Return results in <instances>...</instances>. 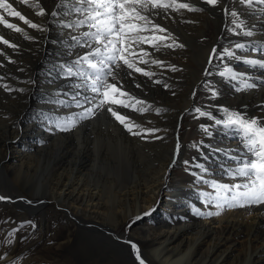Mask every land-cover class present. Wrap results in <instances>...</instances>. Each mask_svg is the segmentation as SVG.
I'll return each instance as SVG.
<instances>
[{
	"label": "bare ground",
	"instance_id": "6f19581e",
	"mask_svg": "<svg viewBox=\"0 0 264 264\" xmlns=\"http://www.w3.org/2000/svg\"><path fill=\"white\" fill-rule=\"evenodd\" d=\"M9 2L39 27L31 28L18 17L0 11L8 22L23 30L16 32L0 24V36L16 45L12 48L0 43V82L20 91L0 95V179L12 180L17 187L11 195L0 192L5 197L0 200V264H139L130 255L129 242L138 243L140 253L147 259L145 264H264V204L225 210L212 208V204L205 206L197 196L205 186L206 192L215 195L205 181L244 182L233 180L225 172L236 166L232 157L243 158L244 144L234 129L215 121L226 119L223 109H228L264 122V69L245 63L248 59L264 60V3L254 0L248 7L239 0H220L212 7L203 0H177L203 11L169 9L150 16L167 29L157 35L171 33L184 47L163 46L171 44V39L163 41L159 50L142 47L149 53L143 57L148 63H140L136 57V66L154 73L151 78L126 66L116 70L117 80L108 78L111 83L132 85L128 93L144 101L137 106L147 109L144 112L127 111L118 105L114 109L145 130L158 129L146 136L145 143L119 126L112 115L106 122L99 118L102 111L94 119L92 115L79 120L69 131L58 129L52 134L47 133L54 129L51 125L40 133L38 120L25 118L33 91L44 96H35L31 103L36 114L51 113L60 121L98 104L96 99L91 104L85 102L84 108L77 107L78 97L73 99L77 92H84L89 99L95 94L73 87L81 83L80 78L66 77L65 70H59L90 51L73 40L77 37L83 43L81 33L89 29L86 25L64 26L83 19L74 11L80 6L78 0H67V6L61 0H29V4L39 3L44 15H37L38 9L22 0ZM225 7L238 13L244 22L242 29L235 28ZM53 11L58 15L52 16ZM245 31L252 35H244ZM147 34L151 35L143 33ZM238 43L244 47L236 48ZM213 47L217 53L209 64ZM228 51L239 59L229 57ZM152 60L161 64H152ZM45 64L49 67L44 72ZM226 67L242 74L254 86L237 91L240 80L220 75ZM192 92L202 95L201 104L192 101ZM60 101L66 107L57 103ZM105 107H94V111ZM197 108L209 115L201 116ZM156 109H161L160 115ZM185 117L191 118L193 126L187 136L176 137L179 121ZM174 135L180 144L174 167L178 169L186 163L177 177L170 170L172 160L177 158ZM36 139H41L44 146L26 147L35 144ZM18 140L23 147L17 145ZM214 158L219 162L209 170ZM217 172L218 177L213 179ZM21 190L35 193L28 199ZM18 198L30 203L46 198L57 205L43 203L29 211ZM159 200V205L169 211V215L158 211L162 215L160 222L167 224L150 222L144 215L156 208ZM192 205L201 212L219 215L197 216L190 210ZM130 219L135 223L129 236H125L118 228ZM24 236L29 240L23 241ZM87 245L96 255L90 260L78 256V251ZM46 253L53 257L43 261L39 256ZM30 256L32 261H27Z\"/></svg>",
	"mask_w": 264,
	"mask_h": 264
},
{
	"label": "snow or ice",
	"instance_id": "6c2138e0",
	"mask_svg": "<svg viewBox=\"0 0 264 264\" xmlns=\"http://www.w3.org/2000/svg\"><path fill=\"white\" fill-rule=\"evenodd\" d=\"M22 2L38 9L37 15L45 14L44 8L39 3L29 4V0H22ZM61 2L67 6V0H61ZM239 2L251 7L254 0H239ZM259 2L264 3V0H259ZM78 3L80 6L75 7L74 11L82 16L83 19L65 24L64 26L68 28H79L86 25L89 31L81 33L84 42L81 43L77 37H73V40L80 47H87L90 51L65 67L66 77L75 76L80 78L81 83L74 84L73 87L91 91L95 94L92 99H89L87 96L84 97V102L90 104L93 100L98 99V104H95L94 107L118 105L125 108L131 107L135 111H146L147 109L143 107H136V105H143L144 101L135 100V97H132L128 92L122 90V85L117 87V84L109 82L108 78L111 77L113 81L117 80L116 70L122 66H126L128 69H132L135 72L142 73L151 78L154 73L146 72L136 66L135 58L138 56L140 63H148V61L143 59L144 56L149 55L141 47L143 44L159 50L163 41L171 39V44L163 46L169 48L184 47L183 44L176 42V39L171 33L157 35L156 33H166L167 29L155 23L150 18L151 15H158L159 12L166 13L169 9L172 11H179L180 9L203 11V9L196 8L190 3L177 2V0H78ZM203 3L216 7L220 4V0H203ZM57 7H60V5L58 4ZM0 9L9 16L18 17L24 24H27L31 28L39 27V25L32 23L25 15L21 14L9 0H0ZM224 11L226 15L230 14L233 17L232 23L236 29H242L244 27V22L239 20L236 11H230L227 7H225ZM51 15L55 17L58 13L53 11ZM0 24L16 32L23 31L16 24L8 22L3 15H0ZM229 31H233V29H229ZM149 32L151 35H143V33ZM244 35L251 36L252 32L245 31ZM0 43L8 47H16L15 44H11L3 36H0ZM235 47L243 48L244 45L238 43ZM137 49H139V52H137ZM216 53L217 49L213 47L208 58L209 64H211ZM227 55L239 59L231 51H228ZM151 63L159 65L161 61L152 60ZM245 63L264 69V60L248 59ZM172 70L175 71V67ZM205 74H208L207 69L205 70ZM220 75L232 80H240L241 87L237 88V91L254 86L251 83H247L242 74L233 72L231 68L226 67ZM156 83H159V81H156ZM165 87H168V85H165ZM212 94L215 96L216 92L213 91ZM78 96H80V92H77L73 99ZM124 97H127V100ZM131 100H135V104H129L128 101ZM76 106L83 107V104L80 100H76ZM94 107H88L79 114L64 118L57 124L58 129L61 131L71 130L79 120L94 115ZM107 111L132 135L141 136L142 133L150 135L158 131V129H143L141 125L129 120L125 115H122L111 106L107 108ZM160 111L161 109H156L157 113ZM195 111L201 116L209 115L202 112L199 108ZM223 111L226 114V119L223 121L216 120L215 123L223 124L225 128L234 129L240 136L246 149L243 158L232 157L236 161V166L234 168H227L225 172L233 180L241 178L244 182L226 184L218 183L215 180L205 181L214 190L215 195L209 192H203L201 193V197L203 198L205 206L214 203L216 208L264 204V122L257 118H246L244 115L238 112H230L228 109H223ZM134 129H138V131ZM156 138L160 139V137ZM178 150L179 143L177 144ZM199 167L204 171L202 166ZM3 199L5 197L0 196V200ZM150 211L144 213V215H150ZM193 213L205 216L219 215V212H201L195 207L193 208ZM137 219H140V217H137ZM129 243L139 264H145V260L142 258L138 246L135 243ZM0 259H3V257H0Z\"/></svg>",
	"mask_w": 264,
	"mask_h": 264
},
{
	"label": "rangeland",
	"instance_id": "374dc122",
	"mask_svg": "<svg viewBox=\"0 0 264 264\" xmlns=\"http://www.w3.org/2000/svg\"><path fill=\"white\" fill-rule=\"evenodd\" d=\"M0 11H3L2 9H0ZM148 35V34H147ZM184 42H186V43H188V44H192L193 42H190V41H186V40H184ZM141 47H146V48H149V46H147L146 44H143V45H141ZM202 48H204L203 46H202ZM137 52H139V49H137ZM142 55V54H141ZM139 57V56H138ZM67 63H65V64H63L61 67H60V69L59 70H65V68L64 67H66L67 65H66ZM47 67H49V65H47V64H45V66H44V72L46 71V68ZM59 68V67H58ZM43 69V68H42ZM41 69V70H42ZM37 74H39V73H36V76H37ZM148 77V76H147ZM2 80H4V79H2ZM36 80V79H35ZM3 83L4 82H0V95L2 96V95H8V96H10V95H12V94H16V93H18V94H20V91L19 90H17V89H14V87L13 88H9L10 86H8V85H6L7 87H5L4 85H3ZM123 86L122 87V90L123 91H125V92H128V91H131L132 90V88H133V86L132 85H129V84H127V83H123V82H121V83H118L117 84V87H120V86ZM59 90H61L62 88H58ZM166 89H167V87H166ZM5 90V91H4ZM9 91V92H8ZM10 91H11V93H10ZM205 91V90H204ZM7 94H6V93ZM5 93V94H4ZM30 101L28 102V107H27V111H25V113H26V117L25 118H29V119H32V118H36L37 120H38V124H39V126H40V133L44 130L45 132H46V129H48V125H51V127L52 128H54V129H51V131H48L47 133H49V134H52V132H55V130H58V127H57V124L60 122V120L57 118V116L56 117H53L52 115H50L51 113H39V114H36V112L33 110L34 108L31 106V103L32 102H34L36 99H35V96H37V97H43L44 98V96L43 95H38V94H36V91L34 92H32L30 95ZM56 96H58V95H56ZM63 96H65V93L63 94ZM201 94H196V92H192V94H191V99H192V101L194 100L195 101V103H196V105H199V104H201L200 103V101H201ZM193 97V98H192ZM126 97H124V99H125ZM46 100H48L49 102H52V101H50L49 100V98H45ZM58 99V98H57ZM59 100V99H58ZM125 100H127V98L125 99ZM56 101V100H55ZM129 102V104H135V103H132V100L131 101H128ZM57 103H59V105L61 106V105H64L65 106V104L63 103H61V101L60 102H57ZM51 104H53V103H51ZM63 106V107H64ZM106 107H109V106H111V107H113V108H115L116 109V106L115 105H105ZM138 105H136V107H137ZM62 107V108H63ZM66 107V106H65ZM103 108V109H97V110H95L94 111V115L92 116V118L94 119L96 116H97V114L98 113H100L101 111V114H100V116H99V118L100 117H103L104 118V120H105V122H106V118H108V119H111V114H109V112L107 111V108ZM121 107V106H120ZM122 108V107H121ZM129 109H132L131 107H128L127 108V111L129 110ZM105 110V111H104ZM132 111H134L133 109H132ZM105 113V114H104ZM157 115H160V113H157V112H155ZM107 114H109L108 116H107ZM125 114H128V113H125ZM132 115H133V113H132ZM134 115H137L136 113H134ZM130 116V115H129ZM132 118V117H131ZM190 119V120H189ZM119 126H122L117 120L115 121ZM48 123V124H47ZM191 123H192V125H191ZM190 124V125H189ZM193 126V122L191 121V118L190 117H185V118H182L180 121H179V124H178V128H177V130H176V137H181V136H183V135H186L187 136V134H188V131H189V128H191ZM224 126V125H223ZM20 129V128H19ZM231 129V128H230ZM122 130H124V128L122 127ZM43 135L45 134V133H42ZM144 135V136H143ZM142 136L143 137H141V136H134V137H138V138H142V139H144V141H145V143H148V142H146L147 141V139H146V136L147 135H149V134H143ZM174 139H176L175 138V135H174ZM177 140V139H176ZM20 140H18L17 141V145L19 146V147H23V144L22 143H20ZM175 143L176 144H178V140L177 141H175ZM174 143V148H173V150L175 151L174 152V154L175 153H177V158L176 159H173L172 160V166L170 167V170H171V174H175V176L177 177V175L179 176V174L181 175L182 173H183V171L181 170L180 171V169L182 168V169H184L185 170V168L186 167H184L185 165H186V163L185 162H183V165L181 166V168H178V169H176V167H174L175 166V164L177 163V159H178V156H179V154H180V151L178 150L177 151V145ZM39 146H44V144H43V142H42V140L41 139H36V141H35V144L32 142V146H30V145H26V147H29V148H34V147H39ZM179 148H180V144H179ZM109 150H110V148H109ZM108 150V151H109ZM185 152H187V151H185ZM112 153H114V151L112 152ZM217 157H220V155H217ZM224 160H226V157L225 158H223ZM184 161H185V159H184ZM219 161H218V159L217 158H214V159H212L211 161H210V167H207V168H209V170L211 169V168H214V166L218 163ZM146 165V168H148V166H149V168H150V165H149V163L147 164H145ZM180 172L179 174L177 173V172ZM173 174V175H174ZM217 175H219V173L217 172L216 173V175L215 176H212V178L214 179L215 177H218ZM171 177V176H170ZM174 177V176H173ZM240 179V182L242 181V179L241 178H239ZM239 179L238 178H236V180L237 181H239ZM2 180H4V181H2ZM0 182L2 183V184H0V192H2V194H6V195H11V194H13V193H15L16 192V190H17V187H15L14 186V182H12V180L10 181V180H8L7 178H2V179H0ZM32 186H33V183H32ZM207 186H205V187H203V188H201L200 189V191H197V196H198V200L199 201H201V202H203V198L201 197V193H203L206 189ZM4 188V189H3ZM9 188V189H8ZM208 188V187H207ZM204 190V191H203ZM22 191V193H23V195L26 197V198H28V199H30V197H31V194H33V193H35V192H33V191H23V190H21ZM207 191H211V190H207ZM13 192V193H12ZM206 192V191H205ZM30 194V195H29ZM162 198V194H160V199ZM18 200H19V202L20 203H22L24 206H26L27 208H29V209H31V210H29V211H32L33 209H37V208H40L41 206H42V204L44 203L45 204V206H47L50 202L52 203V204H54V205H57V204H55V203H53L51 200H48V199H46V198H44L43 199V201L41 202H31L30 203V201H24V200H21V199H19L18 198ZM9 201H13V202H18L17 201V199L16 198H14V200H12V198H10L9 199ZM36 203V204H35ZM160 204V200L157 202V204H156V208H153V210H151L150 211V215H147V219L150 221V222H158L159 221V223L160 224H167V223H161L160 221H161V218H162V215L160 216V213L158 212V211H160V210H163V212H165L167 215H169V211H167V209H166V207H162L161 205H159ZM35 206V207H34ZM39 206V207H38ZM212 208H216L215 206H214V203L212 204ZM31 207V208H30ZM34 207V208H33ZM195 206L194 205H192L191 207H190V210L193 212V208H194ZM43 208H44V205H43ZM196 208V207H195ZM228 208V210H233V207H231V208H229V207H227V206H225V207H223V208H217V209H227ZM201 211V210H200ZM159 214V215H158ZM197 216H200V215H197ZM167 219V218H166ZM168 222V221H167ZM134 223H135V220L134 219H130V220H126L125 222H123V224L118 228L119 229V232L120 233H123V234H125V236H129V234H130V231L132 230V228H133V226L132 225H134ZM160 224H158V226L160 225ZM28 237L29 236H24L23 237V241H27V239H28ZM29 240V239H28ZM54 241H56V240H54ZM137 246H138V248H139V245H138V243H135ZM2 247V243H0V248ZM4 247V246H3ZM88 245L87 246H84L83 248H81L79 251H78V256H79V258H86L87 260H90V259H92L93 257L95 258L96 257V255H95V250H92L91 249V247L89 246L88 248ZM132 248H131V246H129V250H130V255H131V257H135V253L133 252V250H131ZM83 252H82V251ZM140 250V249H139ZM85 251V252H84ZM92 251H93V253H92ZM85 253V254H84ZM91 253V254H90ZM88 256H87V255ZM141 254V253H140ZM59 255V254H58ZM83 255V256H82ZM43 256V257H42ZM90 256V257H89ZM141 256H142V258L145 260V262H146V257L143 255V254H141ZM32 257L33 256H30V257H28L27 258V261H32ZM43 261H48V258H50V257H53V255L51 256V255H49L48 253H46V254H41L40 256H39ZM29 258H31V259H29ZM52 259V258H51ZM56 260H58V258L56 257L55 258ZM38 262V261H37ZM147 263V262H146ZM14 264H19L18 263V261H14ZM72 264H76V263H72Z\"/></svg>",
	"mask_w": 264,
	"mask_h": 264
},
{
	"label": "water",
	"instance_id": "95a60500",
	"mask_svg": "<svg viewBox=\"0 0 264 264\" xmlns=\"http://www.w3.org/2000/svg\"><path fill=\"white\" fill-rule=\"evenodd\" d=\"M84 97H85V93L84 92H80V96H78V99L77 100H80L81 103L83 104V107L81 108H84L86 105L84 104ZM84 111V110H83ZM89 118V117H88ZM132 250V249H131Z\"/></svg>",
	"mask_w": 264,
	"mask_h": 264
}]
</instances>
